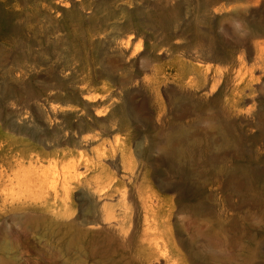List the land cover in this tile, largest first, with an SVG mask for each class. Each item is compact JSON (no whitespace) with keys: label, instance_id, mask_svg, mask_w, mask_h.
<instances>
[{"label":"rangeland","instance_id":"1","mask_svg":"<svg viewBox=\"0 0 264 264\" xmlns=\"http://www.w3.org/2000/svg\"><path fill=\"white\" fill-rule=\"evenodd\" d=\"M1 11L0 264L209 253L238 264L248 238L246 264H264V0H0ZM195 73L207 83L195 88ZM180 96L209 111L233 100L239 154L201 135L183 156L164 152L165 134L206 126ZM215 157L257 182L212 174ZM192 162L205 175L187 172Z\"/></svg>","mask_w":264,"mask_h":264},{"label":"bare ground","instance_id":"2","mask_svg":"<svg viewBox=\"0 0 264 264\" xmlns=\"http://www.w3.org/2000/svg\"><path fill=\"white\" fill-rule=\"evenodd\" d=\"M93 16L94 15H92V17ZM0 18L3 21H4V19L7 21L8 19L11 18V15L8 12H6V11H1L0 12ZM101 27H103V26L101 25ZM99 29H101V28H99ZM225 44H228V43H225ZM262 49L263 48H261V50ZM232 56H231V58H230V60L228 62H232L233 61ZM208 68L209 67H207V70H208ZM122 80H123V78H122ZM206 81H207L206 75H199L198 73H195V77L192 80V84H193V86L195 88H199L200 86H203ZM237 81H239V80H237ZM211 87H214V84H212ZM197 99L190 98V97L186 98V97L180 96L176 100V102H178L179 107L184 111V113L186 112V115H187V113H191L193 115V117H194L193 120L196 119V120H199L202 123L204 122L206 124V126L204 124L205 127H201V128H197V129L196 128L194 129V127H193V131L195 130L194 132L187 131V129L184 126H178L177 130L175 132H169V133L165 134L166 135L165 141L161 144L162 150L164 152L168 153V154H171V155H175V156H178V155L181 156L182 155L183 156L184 154H186L188 152V148H187L186 142L190 141L192 144H196L197 145L198 142H199V140H198L199 136L201 135L202 137H207L210 140L209 144H207V146L209 148H212L210 146H213L214 144H216V145L219 146V150L223 149L222 153L223 154L225 153L224 157L228 153H231L233 155H238L239 154V149H240L239 146H238L239 141H237V139L235 137V134H234V131H233L234 128H233L232 122H230L228 120L229 118L226 116V113L231 112L232 106H234V101L233 100H229L228 98H225L224 101H223V104H222V108L223 109H216V110H212V111L210 110L209 111L208 101H204V100L202 101V100H197ZM79 131H81V130H79ZM88 133H90V132H88ZM189 146H190V144H189ZM198 146H201V144L198 145ZM220 147H221V149H220ZM205 150H207V148L204 149L203 151H205ZM214 156H217V155L215 154ZM250 158H252V157H250ZM218 159H217V157L209 158L207 160V163L205 162V164H207V166H208V163L213 164L214 167L212 166L213 168L210 170V172H212V174H216V175L217 174H221V175H226V176L238 175V176H240V177H242L244 179V181H245L244 183L247 185V188H252L253 185H251V184H254L253 182H255V181H253L251 183V181H252L251 175L255 174V173L254 172L251 173V171L253 170L251 167L250 168L252 170L248 168L249 166L247 167L244 163H240V162H236L231 167H226V166H224V164H223V166L214 164L215 162H217ZM205 161H206V159H205ZM194 162H196V161H194ZM194 162H192L191 166L188 165L189 167L187 169L188 170L187 172H189V173H191L193 175H197V176H200L203 172H206L205 170H207V168L205 170L199 169L204 164L201 167H200V165L199 166L197 165L198 166L197 167V166L194 165V164H196ZM185 172H186V170H185ZM203 175H205V174L203 173ZM257 179H258V177H257ZM254 194L259 196L260 198L264 199V184H260V186L258 187V190H256ZM115 221H117V220H115ZM72 227H73L72 225H70V226L68 225L67 230H66L67 231V248L68 249H70L76 243L74 241L75 234L74 233L69 234V232H71V230H73ZM77 232H80L79 227H77ZM262 233H263V236H264V228L262 230ZM214 235H216L215 232H214ZM75 238H76V236H75ZM248 242L255 243V240L253 238H248V241L244 245L241 246V250H240V256L241 257H240V261L238 262V264H246L247 260L248 259L249 260L252 259L254 254H255L253 252L256 251V244H255V246H250V244H248ZM164 249H166V248H164ZM165 251H167V249ZM205 260H211L215 264H226V262H228L229 260H233V257L232 256H227V255L218 256V255H216L214 253H209L206 257H203L202 260L197 259L196 264H209Z\"/></svg>","mask_w":264,"mask_h":264}]
</instances>
